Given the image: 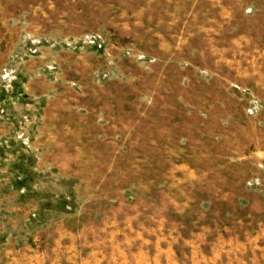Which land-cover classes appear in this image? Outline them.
I'll use <instances>...</instances> for the list:
<instances>
[{
  "label": "rangeland",
  "instance_id": "rangeland-1",
  "mask_svg": "<svg viewBox=\"0 0 264 264\" xmlns=\"http://www.w3.org/2000/svg\"><path fill=\"white\" fill-rule=\"evenodd\" d=\"M127 213L264 264V0H0V259Z\"/></svg>",
  "mask_w": 264,
  "mask_h": 264
},
{
  "label": "crops",
  "instance_id": "crops-1",
  "mask_svg": "<svg viewBox=\"0 0 264 264\" xmlns=\"http://www.w3.org/2000/svg\"><path fill=\"white\" fill-rule=\"evenodd\" d=\"M52 227L53 232L42 243L23 254L3 256L0 264H180L168 250L178 242L148 238L146 227L136 224L129 213L121 222L111 216L94 224H80L78 229L77 224Z\"/></svg>",
  "mask_w": 264,
  "mask_h": 264
}]
</instances>
